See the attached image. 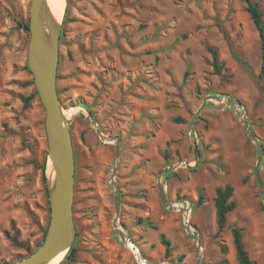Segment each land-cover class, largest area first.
Listing matches in <instances>:
<instances>
[{
    "label": "rangeland",
    "instance_id": "obj_1",
    "mask_svg": "<svg viewBox=\"0 0 264 264\" xmlns=\"http://www.w3.org/2000/svg\"><path fill=\"white\" fill-rule=\"evenodd\" d=\"M253 1L264 20V0ZM63 3L67 16L61 20L56 83L63 112L71 119L75 228V257L63 264H138L114 225L152 263L226 259V264H238L233 224L241 229L250 257L264 264V196L254 174L257 147L233 106L218 98L241 103L264 145V74L257 82L260 39L245 3ZM29 5L30 0H0V264L31 254L49 222L45 109L26 62L29 32L18 23L28 20ZM207 46L216 48L223 61L219 73ZM89 114L104 136L119 140V155L115 143L100 137L86 119ZM259 172L264 183V153ZM112 182L120 196L117 217ZM159 182L171 202L191 208L200 250L183 225V214L161 202ZM225 184L233 186L236 204L227 214L226 229L216 235L214 196ZM161 234L169 243L167 256Z\"/></svg>",
    "mask_w": 264,
    "mask_h": 264
},
{
    "label": "water",
    "instance_id": "obj_2",
    "mask_svg": "<svg viewBox=\"0 0 264 264\" xmlns=\"http://www.w3.org/2000/svg\"><path fill=\"white\" fill-rule=\"evenodd\" d=\"M28 24L29 41L26 62L32 73L38 97L45 109L44 131L48 148L46 157L48 164L50 162L53 170V179H51L50 176V182H48L49 222L44 239L31 254L13 264H48L60 254H62L63 257L70 248L75 237L72 208L74 192V153L70 135L71 119L66 117L63 112L56 83L61 21L58 24L52 21L47 0H30ZM45 28H47L49 32L48 38L45 37ZM218 98L227 101L233 106L246 136L252 140L257 147L258 157L254 166V174L260 193L264 196V183L259 172V165L264 153L263 142L254 133L241 103L236 98L227 96H220ZM205 104L206 98L193 114L188 124L189 131L192 130L193 122ZM86 119L90 120L95 126L100 137L115 143L116 155H119V140L104 136L99 130L92 115L89 114L86 116ZM193 143L196 166L199 153L196 142L194 141ZM178 165H180V163L171 165L163 170L162 173L172 171ZM114 172L115 167L112 169L110 181L112 180ZM111 189L114 195L115 216L117 217L119 214L120 196L113 182L111 183ZM158 190L163 205L169 209L176 210L177 207L175 203L169 200L160 182L158 184ZM180 209L183 210L182 208ZM114 227L124 242L126 239L131 240L128 234L115 225ZM185 229L188 235L197 241L198 250H200L201 241L192 234L189 225H186ZM130 248L138 261L153 264L140 255L138 248L134 244H131ZM161 264L175 263L162 262Z\"/></svg>",
    "mask_w": 264,
    "mask_h": 264
},
{
    "label": "trees",
    "instance_id": "obj_3",
    "mask_svg": "<svg viewBox=\"0 0 264 264\" xmlns=\"http://www.w3.org/2000/svg\"><path fill=\"white\" fill-rule=\"evenodd\" d=\"M245 3V10L248 13L250 19L252 20L256 30L258 31L259 39H260V49H261V68L260 72L257 78V82H260V79L262 78L264 74V20H263V13L259 8V5L256 1L253 0H242ZM67 16V9H64L62 21L64 23ZM21 27H23L26 31H28V20L23 22H18ZM62 39V35L60 36V41ZM207 50L210 52L212 60L211 65L214 68V71L216 73H219L221 71V68L223 66V61L219 59V55L217 52V49L212 46H207ZM236 58L238 61L246 67V63L236 55ZM187 74V73H186ZM58 77V75H57ZM24 102V105H27L28 98L22 99ZM169 174V172L167 173ZM42 179L45 181L44 174L42 175ZM233 186L230 184H225L221 187H217L215 191L214 196V207H215V220L217 225V231L216 235H218L220 232H222L224 229H226L227 225V214L232 211L235 208V201L232 199L233 195ZM201 197L198 199V203L201 202ZM146 224L149 227H153V225L149 221H145ZM154 228V227H153ZM231 234H232V240L235 250V257L238 264H256L255 261L250 257L249 253L245 249V246L243 244L242 240V233L241 229L238 228L235 224L230 226ZM46 230L44 231L43 237L45 235ZM161 243L165 246V255L167 256L169 254V243L166 239H164L163 235H160ZM43 241V240H42ZM39 246V244L36 246V248ZM35 248V249H36ZM34 249V250H35ZM221 252H226L227 247L225 244L220 245ZM33 252V251H32ZM31 253V252H30ZM75 257V247L72 246L65 254L64 258L59 264H63L64 262L71 261ZM226 259L217 261V262H207L206 264H226Z\"/></svg>",
    "mask_w": 264,
    "mask_h": 264
},
{
    "label": "bare ground",
    "instance_id": "obj_4",
    "mask_svg": "<svg viewBox=\"0 0 264 264\" xmlns=\"http://www.w3.org/2000/svg\"><path fill=\"white\" fill-rule=\"evenodd\" d=\"M47 2H48V6H49V11H50L51 19H52V21L55 24H58L61 21V19H62L63 12H64V9H65L63 0H47ZM45 37L46 38L49 37V32H48V29L47 28H45ZM76 111L77 110L74 109L71 112H73L72 114H74V113H76ZM243 119H244V117H243ZM49 171H50L51 179H53V170L51 168V165H50ZM180 204L181 203H177V206L176 207L177 208L181 207ZM125 243L128 246V248L131 247V244H134L132 242V240H127V239L125 240ZM61 257H62V254H60L59 256H57L54 259H52L48 264H57L60 261ZM144 264H151V263H144ZM153 264H161V263H153Z\"/></svg>",
    "mask_w": 264,
    "mask_h": 264
},
{
    "label": "built area",
    "instance_id": "obj_5",
    "mask_svg": "<svg viewBox=\"0 0 264 264\" xmlns=\"http://www.w3.org/2000/svg\"><path fill=\"white\" fill-rule=\"evenodd\" d=\"M173 203H175L176 206H177V203H181L180 204L181 207L177 208L176 210H179L183 214V225H184V227L186 225H189L190 228H191V231H192V226L190 224L191 208L187 204H184L183 202H178L177 201V202H173ZM180 208H182L183 210H181ZM138 252L140 253L139 249H138ZM132 253H133V251H132ZM133 255H134V253H133ZM140 255L142 256L141 253H140ZM135 259H136V261H137L138 264H144V263H146V262L138 261L136 257H135Z\"/></svg>",
    "mask_w": 264,
    "mask_h": 264
}]
</instances>
